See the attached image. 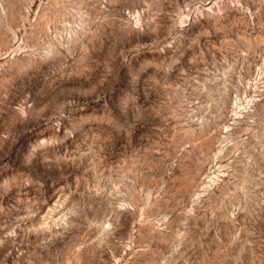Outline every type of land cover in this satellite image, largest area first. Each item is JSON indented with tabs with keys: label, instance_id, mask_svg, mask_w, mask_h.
<instances>
[{
	"label": "rangeland",
	"instance_id": "374dc122",
	"mask_svg": "<svg viewBox=\"0 0 264 264\" xmlns=\"http://www.w3.org/2000/svg\"><path fill=\"white\" fill-rule=\"evenodd\" d=\"M0 264H264V0H0Z\"/></svg>",
	"mask_w": 264,
	"mask_h": 264
}]
</instances>
